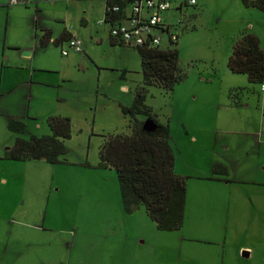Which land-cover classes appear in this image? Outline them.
Returning a JSON list of instances; mask_svg holds the SVG:
<instances>
[{
    "label": "rangeland",
    "instance_id": "1",
    "mask_svg": "<svg viewBox=\"0 0 264 264\" xmlns=\"http://www.w3.org/2000/svg\"><path fill=\"white\" fill-rule=\"evenodd\" d=\"M55 1L45 2L41 14L45 21L56 18L55 31L64 23L76 33L82 51L70 41L41 47V36L36 40L29 25L32 7H0V40L7 37L11 44L4 53L0 41V139L11 136L13 144L17 137L50 134L51 115L72 120V136L64 140L69 163L26 160L29 178L12 184L20 186L13 193L19 203H0V234L11 225L30 236L45 234L29 226L37 224L47 229L41 241L55 240L59 255L73 251L72 264H123L127 243H141L125 235L127 224L130 234H145V248L155 251L149 264H264V171L246 167L247 161L264 165V141L260 152L253 149V137L264 140V82L230 71L231 54L221 49L240 28L254 33L251 25L264 40V12L243 0H167L163 17L179 35V63L187 77L174 91L148 86L146 103L170 125L175 171L187 178V203L183 227L159 231L143 206L125 211L117 171L96 167L104 136L131 131L132 118L122 107L131 106L135 89L144 85L139 52L111 44L108 25H98L103 2L81 1L67 9L65 0ZM84 10L88 27L77 22ZM162 36L168 45V35ZM8 116L23 121L25 130L11 131ZM214 163L228 165V173L214 175ZM9 218L30 224H11ZM244 247L256 252L254 259L243 258ZM127 255L132 262L133 253Z\"/></svg>",
    "mask_w": 264,
    "mask_h": 264
},
{
    "label": "trees",
    "instance_id": "2",
    "mask_svg": "<svg viewBox=\"0 0 264 264\" xmlns=\"http://www.w3.org/2000/svg\"><path fill=\"white\" fill-rule=\"evenodd\" d=\"M133 0H107L104 22L106 24L122 21L123 13L112 12L114 5L126 8ZM247 7L264 12V0H243ZM196 4V3H195ZM193 4V5H195ZM166 33L172 32L171 25L164 23ZM169 37V36H168ZM70 38L69 32L62 33L53 43L61 45ZM175 40L169 37L166 46H132L117 40L110 34L111 44L137 48L143 73V86L135 89V98L131 106H123L125 115L132 119L130 133H116L104 136L99 150L97 168H113L117 171L124 209L133 213L143 206L148 216L161 231L180 230L184 224L187 197V178L175 171L176 155L171 143L170 125L162 123L146 103L148 86H159L168 91L187 77L180 66V51ZM51 31L46 30L40 37L41 47L51 42ZM228 68L233 73L247 75L251 83L264 82V50L259 36L248 30L242 31L234 40ZM143 115L145 119L137 116ZM152 123L150 129L145 122ZM51 133L32 135L29 139L17 137L6 151L4 158L15 161L43 160L50 164L69 163V152L64 140L72 136V120L69 116L51 115L47 119ZM8 128L14 132H23L25 123L12 118ZM84 166H91L86 162ZM213 174H226L227 167L215 163Z\"/></svg>",
    "mask_w": 264,
    "mask_h": 264
},
{
    "label": "crops",
    "instance_id": "3",
    "mask_svg": "<svg viewBox=\"0 0 264 264\" xmlns=\"http://www.w3.org/2000/svg\"><path fill=\"white\" fill-rule=\"evenodd\" d=\"M9 1L10 0H0V7H2L4 5H11ZM47 1L48 0H31L30 3L24 4L27 9L32 7V9L34 10L33 11L31 9L32 14L34 13V15L32 17L30 16V21H29V25L31 26L33 24V26L35 27L34 38H36V40H38V37L42 36L44 34V31H46V30L51 31L50 41L52 43L56 38H58L64 32H69L71 37L76 38L75 37L76 33H72L70 31H68L67 26L64 23L62 24V27L60 29H57L55 31L54 23H58L56 18L53 20L45 21V19H44L45 17L41 14V12H43V5ZM50 1H51L52 5H54L56 2L55 0H50ZM81 1L87 2L90 0H65V6L68 9L70 5L72 6L73 4L79 3ZM98 1L103 2L104 9H103V18L101 20V21H103L105 18L107 0H98ZM16 5H18V4H16ZM78 21L84 27L89 26V19L87 18L85 10L83 11V16H81V18L79 20H77V22ZM164 22L167 23L165 17H164ZM103 24L108 25V33H109L110 25L106 24V23H103ZM98 25H102V24L98 23ZM251 28H253L254 33L259 36V38L261 40V46L264 50V40L262 39L260 32L258 30H256L254 25L253 26L251 25ZM71 29L74 30L76 28L71 27ZM39 31H41L40 35L38 33ZM241 32H242V28H240L237 32L231 33L230 36L228 38L226 37L225 41L223 43H221L222 54H223V51L225 49H226L225 51H227V53H228V56H226V57H229V55L231 54L234 40ZM0 41L2 43H4L3 51L5 53L6 46L11 45V44L8 43L7 37L3 40H0ZM15 45H17V44H12V47H16ZM25 54L27 56H31L32 52L26 51ZM261 90L264 91V88L261 87ZM12 118H14V117L8 116V122ZM253 138H254L253 149L256 150L257 152H260V146L264 140L262 139V141H260L259 137H253ZM11 140H12L11 136H10V138L8 137L7 139H4V140L0 139V203H12L14 201L13 198H15L17 203H19L17 200V197H15L13 195V193L15 190L19 189L20 186L19 187H13L12 184L14 183L15 179L20 180L22 183V182H25L29 178L27 176L29 175V171H30L29 166L30 165L27 162H31V161L22 162V161H15V160H10V159L4 158L6 151L13 145ZM238 144L240 145V142ZM247 162H246V167H247V165H249L251 167L250 171H253L254 169H259V170L264 171V165L263 164H258V166H256L255 164H247ZM222 164H224V163H222ZM224 165L227 167V173H228V165H226V164H224ZM186 203H187V197H186ZM185 208H186V204H185ZM20 212L23 213V211H20ZM24 213H25V211H24ZM141 216H143V215H140V217H139L140 222H146V224H147L148 221H143L144 219ZM146 216H148L147 212H146ZM9 219L10 220L8 222L11 224H15V223L30 224L28 222H22V220H19L16 218H9ZM27 219H30V218H27ZM127 219H128V217L124 218V220H127ZM184 219H185V214H184ZM150 220L155 225V227H157L155 222L151 218H150ZM152 223H148V226H150V228H152ZM29 226L31 228L39 231V232H44L45 234H33L30 236L28 234L21 233L19 229L12 227V225H11V227L8 228L7 234H0V264H72V258H71L73 256L72 250H70V254L59 255L61 250L59 248H57L55 240L50 238L52 240L44 239L41 241V238L43 236L47 235L46 234L47 229H45L43 227L42 229L39 230V228H38L39 225H37V224H35L34 226H32V225H29ZM123 231H125V233H126L125 235L127 237H129V236L134 237L135 236V238L139 239L141 241V243L140 242H138V244L137 243L134 244L133 242L127 243L126 251H125L126 255H123V257L121 258V262H123V264H147V263L149 264L150 257L152 255V253H155V251L150 250L147 247L145 248V244L147 241L145 238V234H143L138 229L136 231L132 230L131 231L132 234H130L128 232V225L127 224L125 225ZM159 231H161V230H159ZM78 232H79V229L74 231L73 238H75V236L78 234ZM45 241H48V242H45ZM67 244H68L67 242L64 243L65 246H67ZM244 248L245 249L242 250L243 258H246L248 261L252 258L254 259L256 252L254 250H251L250 247H244ZM127 251L133 253L132 262L130 261L131 256L129 259V257L127 255ZM239 252H241V248L239 249ZM126 258H128L127 261H126ZM8 259L10 262L8 261ZM223 264H225V260H224Z\"/></svg>",
    "mask_w": 264,
    "mask_h": 264
},
{
    "label": "built area",
    "instance_id": "4",
    "mask_svg": "<svg viewBox=\"0 0 264 264\" xmlns=\"http://www.w3.org/2000/svg\"><path fill=\"white\" fill-rule=\"evenodd\" d=\"M11 5L28 4L31 0H10ZM195 4L196 0H190ZM169 8L167 0H133L126 8L114 5L112 12H122L124 19L115 21L110 25V34L117 40L132 46H142L149 44L152 47L163 45L162 34L166 33L163 13ZM99 24L105 23L99 21ZM172 40L177 37L176 33H166ZM70 46L77 51H82V42L76 38H70ZM63 55L68 54V50H62ZM264 88V86H263Z\"/></svg>",
    "mask_w": 264,
    "mask_h": 264
},
{
    "label": "water",
    "instance_id": "5",
    "mask_svg": "<svg viewBox=\"0 0 264 264\" xmlns=\"http://www.w3.org/2000/svg\"><path fill=\"white\" fill-rule=\"evenodd\" d=\"M152 127V123L148 120L145 122V128L150 129Z\"/></svg>",
    "mask_w": 264,
    "mask_h": 264
}]
</instances>
